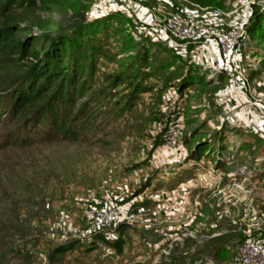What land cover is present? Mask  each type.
Wrapping results in <instances>:
<instances>
[{"label":"rangeland","instance_id":"rangeland-1","mask_svg":"<svg viewBox=\"0 0 264 264\" xmlns=\"http://www.w3.org/2000/svg\"><path fill=\"white\" fill-rule=\"evenodd\" d=\"M201 8L244 29L239 60L157 27ZM7 29L25 45L0 62V99L38 68L54 76L29 107L42 120L0 108V264H233L264 233V0H0ZM195 162V222L170 208L159 223L150 203ZM110 199L121 218L87 237V211Z\"/></svg>","mask_w":264,"mask_h":264},{"label":"built area","instance_id":"built-area-1","mask_svg":"<svg viewBox=\"0 0 264 264\" xmlns=\"http://www.w3.org/2000/svg\"><path fill=\"white\" fill-rule=\"evenodd\" d=\"M197 15H183L171 13L160 22L157 27L161 31L173 37V45L182 46L179 41L199 42L213 40L218 48L232 61L239 60L241 52V41L244 29L231 28L225 19L231 17L232 13H225L220 9L201 8ZM167 145L176 147L183 152L182 131L178 127H170L167 132ZM141 208L140 211H143ZM121 218L119 207L112 200H105L102 208H91L87 211V237L104 231L110 225ZM251 229L254 226L251 225ZM252 234V233H251ZM241 245L237 258L233 264H264V233L254 232Z\"/></svg>","mask_w":264,"mask_h":264},{"label":"trees","instance_id":"trees-1","mask_svg":"<svg viewBox=\"0 0 264 264\" xmlns=\"http://www.w3.org/2000/svg\"><path fill=\"white\" fill-rule=\"evenodd\" d=\"M12 6H14V4H12L10 7ZM20 45H25L24 40L20 38L18 32L15 31V29H7L5 32L0 33V62L6 61L10 56L12 57L18 54L21 51V47H19ZM29 53H31V55H35V57L38 56V52L36 50H31L29 51ZM49 58H51V56H49ZM48 68L49 70L46 69V71H41L39 70V68L36 69L30 74L29 79H24L25 77L21 78V85L10 93L9 99H7L6 101H2L3 99H0V108L7 112L6 120L9 119L11 116H14V114L16 113H21L23 117L22 127H24L29 125L32 121H35L37 119H43L44 116L34 117V115L31 114L32 112L29 107L31 106V104H33L32 102L42 96V89L43 87H45L44 84H41L42 80H45L46 83L51 82L53 80L54 71L52 70L51 72L49 65ZM66 98L67 96L61 95L57 92L54 95L53 100H55L56 102H63ZM47 106L48 105L44 106V108H46ZM29 116L30 118H33L27 119L29 118ZM71 242L69 243V245H60L59 247H56L55 249H53V252H61L64 249H69V246H71L72 244L77 243L76 241Z\"/></svg>","mask_w":264,"mask_h":264},{"label":"crops","instance_id":"crops-1","mask_svg":"<svg viewBox=\"0 0 264 264\" xmlns=\"http://www.w3.org/2000/svg\"><path fill=\"white\" fill-rule=\"evenodd\" d=\"M219 62V61H218ZM188 76V75H187ZM198 166H201L200 162H195V163H189L187 167H183V171H175L173 175V181H172V201L170 200L162 201L161 199L156 200L157 203H150L148 200L149 196L146 197L147 204L150 203V207L148 208H153L151 206H157L158 210H162V215H160V210L156 211L158 213L157 219L158 222H167V218H169V215L167 213V209L170 210L172 208V217H173V222L177 224L178 226L181 224H191L194 223L196 218H197V210L198 208L196 207V199L194 196L188 195L185 193L186 189L188 188L189 190L192 188H195V181L196 177L200 174L198 173L200 169ZM211 169V170H209ZM187 170V171H186ZM206 171H213V168H207L205 169ZM216 171H222V169L216 170ZM211 180V175H208L207 173L204 175V178L207 179V181ZM164 183H160L155 185V188H160L161 190L165 189ZM159 185V186H158ZM151 186L148 187L147 190H150ZM187 192V191H186ZM153 201V200H152ZM187 264V263H186Z\"/></svg>","mask_w":264,"mask_h":264}]
</instances>
